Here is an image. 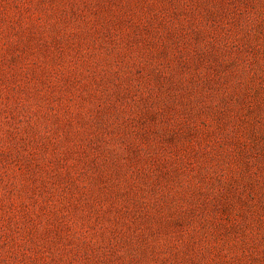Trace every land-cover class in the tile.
Instances as JSON below:
<instances>
[{
    "label": "rangeland",
    "instance_id": "rangeland-1",
    "mask_svg": "<svg viewBox=\"0 0 264 264\" xmlns=\"http://www.w3.org/2000/svg\"><path fill=\"white\" fill-rule=\"evenodd\" d=\"M0 264H264V0H0Z\"/></svg>",
    "mask_w": 264,
    "mask_h": 264
}]
</instances>
